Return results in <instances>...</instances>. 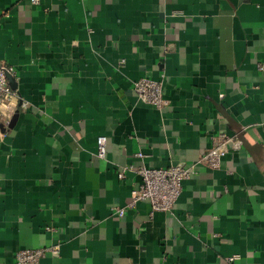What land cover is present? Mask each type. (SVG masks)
Returning a JSON list of instances; mask_svg holds the SVG:
<instances>
[{"label": "crops", "instance_id": "crops-1", "mask_svg": "<svg viewBox=\"0 0 264 264\" xmlns=\"http://www.w3.org/2000/svg\"><path fill=\"white\" fill-rule=\"evenodd\" d=\"M40 1L0 0L20 97L0 120V264H264V0ZM220 133L242 149L197 164ZM173 165L195 167L171 212L127 208L131 167Z\"/></svg>", "mask_w": 264, "mask_h": 264}, {"label": "built area", "instance_id": "built-area-1", "mask_svg": "<svg viewBox=\"0 0 264 264\" xmlns=\"http://www.w3.org/2000/svg\"><path fill=\"white\" fill-rule=\"evenodd\" d=\"M33 4L39 5L40 0H30ZM264 69V65H260ZM15 67L7 64H0V120L11 117L14 110L19 106V94L11 85L9 77L15 78ZM134 91L138 98L150 104L158 110L168 105L165 99L164 83L153 79L143 78L134 84ZM243 147L242 140L237 136H230L227 133H220L213 138V145L197 164L204 165L212 170H218L223 159ZM106 140L99 138L98 155L101 158L106 156ZM138 157H144L138 154ZM194 165H173L169 168H148L146 166L131 167L139 177L140 183L131 194V202L127 208H135L141 202H147L151 206V214L155 212H171L183 193L185 183L194 174ZM120 179L125 178V172L119 175ZM120 216L126 213L125 208H118ZM58 254L56 248L19 250L15 255L17 264H39L48 254ZM236 256L229 257L232 262Z\"/></svg>", "mask_w": 264, "mask_h": 264}, {"label": "water", "instance_id": "water-1", "mask_svg": "<svg viewBox=\"0 0 264 264\" xmlns=\"http://www.w3.org/2000/svg\"><path fill=\"white\" fill-rule=\"evenodd\" d=\"M10 79V82H11V85L14 89H16L17 85H16V82H15V78H12V77H9ZM18 117H19V113L16 112L15 115L13 116V118L11 119L10 121V124L8 125L9 128H13L18 120Z\"/></svg>", "mask_w": 264, "mask_h": 264}]
</instances>
